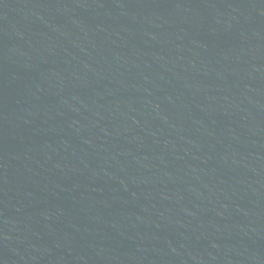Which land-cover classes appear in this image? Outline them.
I'll return each instance as SVG.
<instances>
[{"label":"water","instance_id":"95a60500","mask_svg":"<svg viewBox=\"0 0 264 264\" xmlns=\"http://www.w3.org/2000/svg\"><path fill=\"white\" fill-rule=\"evenodd\" d=\"M0 264H264V0H0Z\"/></svg>","mask_w":264,"mask_h":264}]
</instances>
